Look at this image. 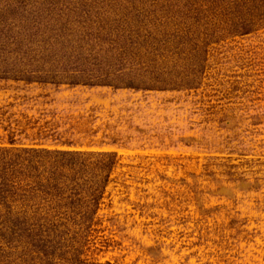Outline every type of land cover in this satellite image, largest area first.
<instances>
[{
    "label": "rangeland",
    "instance_id": "obj_1",
    "mask_svg": "<svg viewBox=\"0 0 264 264\" xmlns=\"http://www.w3.org/2000/svg\"><path fill=\"white\" fill-rule=\"evenodd\" d=\"M198 2L222 34L235 12L254 26L208 47L197 88L0 78V149L117 154L87 261L264 264V0Z\"/></svg>",
    "mask_w": 264,
    "mask_h": 264
},
{
    "label": "trees",
    "instance_id": "obj_2",
    "mask_svg": "<svg viewBox=\"0 0 264 264\" xmlns=\"http://www.w3.org/2000/svg\"><path fill=\"white\" fill-rule=\"evenodd\" d=\"M201 9L198 0H0V78L197 88L208 47L254 26L235 12L222 34ZM117 10L118 18L110 13ZM116 163L112 152L0 149V239L9 248L0 258L9 264H111L82 256Z\"/></svg>",
    "mask_w": 264,
    "mask_h": 264
}]
</instances>
